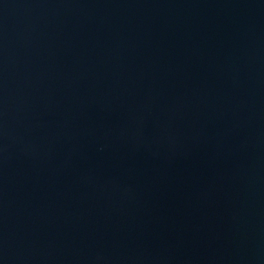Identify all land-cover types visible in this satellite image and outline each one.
<instances>
[{
	"label": "water",
	"instance_id": "95a60500",
	"mask_svg": "<svg viewBox=\"0 0 264 264\" xmlns=\"http://www.w3.org/2000/svg\"><path fill=\"white\" fill-rule=\"evenodd\" d=\"M0 264H264V0H0Z\"/></svg>",
	"mask_w": 264,
	"mask_h": 264
}]
</instances>
